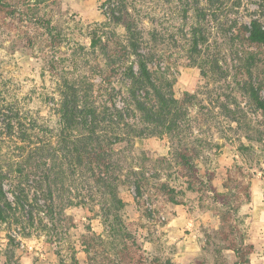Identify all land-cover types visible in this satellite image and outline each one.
I'll return each instance as SVG.
<instances>
[{"label": "trees", "instance_id": "trees-1", "mask_svg": "<svg viewBox=\"0 0 264 264\" xmlns=\"http://www.w3.org/2000/svg\"><path fill=\"white\" fill-rule=\"evenodd\" d=\"M135 1L103 0L104 20L93 22L89 35L90 48L103 61L96 60L93 73L76 71L78 61L71 58L61 70L50 69L52 90L44 94L45 115L40 109L28 110L18 97L6 94L0 76L3 264H21L23 239L35 233L45 235L50 242H60L69 235L70 228L75 227L66 213L71 206L88 208L104 229L98 233L87 226L81 240L84 264H173L167 258L146 256L126 223L128 203L121 196V187L130 183L138 198L143 194V184L133 167L126 171L125 156L121 155L125 150L114 145L126 142L133 146L136 141L158 137L168 145L169 151L163 156L168 164L175 162L200 175L206 151L221 147L201 138L198 147L193 146L200 114L207 120L218 118L223 132H241L252 144L242 142V153L254 143L263 142V130L250 125L251 113L264 116V97L252 74L241 86L247 97L246 108L232 95H219L212 107L203 104L198 93L186 92L178 97L176 78L169 66L156 63L159 54L153 42L158 37L157 29L152 28L146 36L131 12ZM170 1L173 20H179L180 26L176 32L168 28L167 38L181 43L191 63L209 79H225L219 54L211 53L212 29L223 13L240 7L242 0ZM118 25L124 27L119 41L108 36L109 30L115 33L113 28ZM43 27L45 34L54 35L51 23ZM242 28L249 43L264 45V20L252 19ZM81 47L78 52L85 49ZM205 66L209 67L207 74ZM211 180L209 177L207 183ZM187 188L198 190L192 180ZM221 217L226 220L227 216L221 212ZM72 248V264H80L76 248Z\"/></svg>", "mask_w": 264, "mask_h": 264}, {"label": "rangeland", "instance_id": "rangeland-1", "mask_svg": "<svg viewBox=\"0 0 264 264\" xmlns=\"http://www.w3.org/2000/svg\"><path fill=\"white\" fill-rule=\"evenodd\" d=\"M102 3L103 0H0V76L6 94L18 97L28 110L40 109L45 115L44 94L52 90L50 69L61 70L71 58L78 61L76 71L93 73L96 60L102 58L90 48V26L104 20ZM171 10L170 0H136L131 12L146 36L152 28L157 29L158 37L153 42L159 54L156 63L169 66L176 78L174 90L178 97L186 92L198 93L203 104L212 107L219 95H232L245 106L247 97L241 86L251 74L264 97V45L249 43L242 28L252 19L264 20V0H242L240 7L223 13L212 29L211 53L219 54L226 72V78L219 82L191 63L181 43L167 38L168 28L176 32L180 26L179 20H173ZM48 23L54 26L52 36L45 34L43 26ZM113 30L115 33L109 30L108 36L119 41L123 25ZM81 45L85 49L79 53ZM204 72L209 73L208 66ZM250 116V125L264 133V116L260 112ZM218 120H207L200 114L196 122L193 146L198 147L200 138L221 144L220 148L212 146L201 158L204 167L200 175L175 162L168 164L163 159L168 145L158 137L136 141L133 146L126 142L114 145L125 150L121 155L125 156L126 171L133 167L142 179L140 197L135 198V187L128 182L122 185L121 196L128 203L126 223L146 256L167 258L173 264H264V140L242 153L241 143L252 145L251 142L241 132H223ZM209 177L211 183H207ZM189 180L198 190L187 188ZM66 213L75 225L69 235L60 242H50L41 233L24 238L19 250L21 264H72V245L80 264H84L82 236L87 226L103 232L102 222L83 206L68 207ZM65 224L70 226V220Z\"/></svg>", "mask_w": 264, "mask_h": 264}]
</instances>
